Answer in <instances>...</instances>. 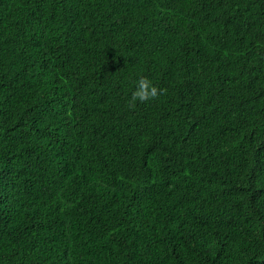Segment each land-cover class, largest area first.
<instances>
[{
  "label": "trees",
  "instance_id": "16d2710c",
  "mask_svg": "<svg viewBox=\"0 0 264 264\" xmlns=\"http://www.w3.org/2000/svg\"><path fill=\"white\" fill-rule=\"evenodd\" d=\"M0 264H264V0H0Z\"/></svg>",
  "mask_w": 264,
  "mask_h": 264
},
{
  "label": "clouds",
  "instance_id": "9594fccd",
  "mask_svg": "<svg viewBox=\"0 0 264 264\" xmlns=\"http://www.w3.org/2000/svg\"><path fill=\"white\" fill-rule=\"evenodd\" d=\"M151 79L142 77L137 80L135 90L132 92L129 106L134 107L138 102H147L157 99L163 93Z\"/></svg>",
  "mask_w": 264,
  "mask_h": 264
}]
</instances>
